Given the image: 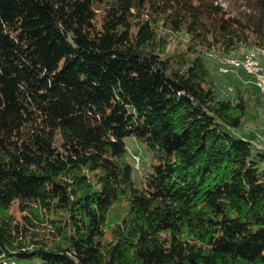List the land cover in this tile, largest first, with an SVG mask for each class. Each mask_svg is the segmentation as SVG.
<instances>
[{"label":"trees","instance_id":"1","mask_svg":"<svg viewBox=\"0 0 264 264\" xmlns=\"http://www.w3.org/2000/svg\"><path fill=\"white\" fill-rule=\"evenodd\" d=\"M226 1L0 0V264H264L263 94L206 56L264 50V0Z\"/></svg>","mask_w":264,"mask_h":264},{"label":"rangeland","instance_id":"2","mask_svg":"<svg viewBox=\"0 0 264 264\" xmlns=\"http://www.w3.org/2000/svg\"><path fill=\"white\" fill-rule=\"evenodd\" d=\"M219 1L224 7L227 8V1L226 0H217ZM180 41H182L183 43L181 44V46H185V43L187 42L186 40H182L181 38H177L176 36L173 37L171 43H170V49L173 48L175 45H177V43ZM250 49H239L238 51L234 52L233 54H229V55H223L222 53H220L219 51H209L206 53V56L209 60V63L212 67V72L214 73V75L216 76V81L218 83V92H220L222 97H230L232 96L233 93H235V89H233V87L235 86V83H237V79L241 80L243 83L242 88H254V85L251 83H248V81H250L251 79L248 78L249 74L241 71V70H236V69H231L229 72L224 73L222 71H220V66H219V60L220 58L224 57V56H236V57H240L242 56L244 53H247ZM218 57V58H216ZM260 59L262 60V62H264V55H262L260 57ZM228 75L233 76V82L229 84V82L227 81V77ZM236 75V76H235ZM239 75V76H238ZM247 79V80H245ZM247 90V89H246ZM245 91V90H244ZM249 98V96H248ZM240 130H242L243 132L252 135V133H256V130L259 131L260 135L261 132L264 133V107L260 104L257 105H253L251 104V106L248 107L246 115L244 117V121L242 123V126L240 127ZM125 142L127 144V148H128V158L130 159V161L132 163H134V159H133V154L137 153L141 155L142 161L140 162V164L138 165V167H140V169H135L134 170V180L136 181V183L138 184V186H141V181L139 178L140 173H142V171L145 169V167L147 168L148 166H150V164L148 163V158L150 155V151L146 148L145 145H143L142 143H140L135 137L133 136H127L125 138ZM264 143V142H263ZM144 165V168H143ZM135 166L137 167V165L135 164Z\"/></svg>","mask_w":264,"mask_h":264},{"label":"bare ground","instance_id":"3","mask_svg":"<svg viewBox=\"0 0 264 264\" xmlns=\"http://www.w3.org/2000/svg\"><path fill=\"white\" fill-rule=\"evenodd\" d=\"M253 54V55H251ZM264 54V50L251 48L247 53L241 57L224 56L219 60L220 71L227 73L231 69L242 70L245 73L253 74V82L260 89L264 90V75H260L264 70V62L260 60V55ZM218 58V57H216ZM231 71V70H230ZM232 72V71H231ZM252 78V77H251ZM263 94L264 92L260 91ZM264 138V137H263ZM264 147V143L262 145ZM135 164H140V158L136 154L134 156Z\"/></svg>","mask_w":264,"mask_h":264},{"label":"built area","instance_id":"4","mask_svg":"<svg viewBox=\"0 0 264 264\" xmlns=\"http://www.w3.org/2000/svg\"><path fill=\"white\" fill-rule=\"evenodd\" d=\"M251 55H253V54H251ZM247 74H248V73H247ZM249 75H251V76L253 77V74H249ZM260 75H264V70H263V72H262ZM260 91L264 92V90H262V89H260ZM263 142H264V140H263ZM137 155H138V157L140 158V155H139V154H137Z\"/></svg>","mask_w":264,"mask_h":264},{"label":"crops","instance_id":"5","mask_svg":"<svg viewBox=\"0 0 264 264\" xmlns=\"http://www.w3.org/2000/svg\"><path fill=\"white\" fill-rule=\"evenodd\" d=\"M235 76H236V75H235ZM238 76H239V75H238ZM245 80H246V79H245ZM241 83H243V82H241ZM254 89H256V88H255V86H254ZM251 136H255V134H254V133H252V135H251Z\"/></svg>","mask_w":264,"mask_h":264}]
</instances>
